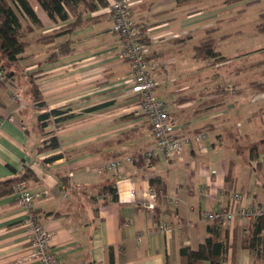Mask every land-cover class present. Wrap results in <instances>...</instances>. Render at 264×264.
<instances>
[{"label": "crops", "instance_id": "1", "mask_svg": "<svg viewBox=\"0 0 264 264\" xmlns=\"http://www.w3.org/2000/svg\"><path fill=\"white\" fill-rule=\"evenodd\" d=\"M30 1L42 26L25 19L23 31L31 37L25 38L24 51L11 63L0 54V65L7 73L0 82V181L31 171L32 176L23 181L33 194L39 222L52 234L50 247L59 264H181L180 248H197L208 235L212 220L204 219L203 211L228 206L235 191L245 194L243 204L264 203V89L254 85L264 81V47L246 56L252 77L258 79L245 80L250 102L244 110L236 95L244 73L231 69L232 58L219 50L228 35H219L218 41L212 35L224 61L193 56L195 35L202 41L209 31L217 34L215 11H194L189 6L194 0L181 4L132 0L133 18L148 40L150 74L157 82L153 91L164 99L178 130L205 134L203 141L183 147L181 160L170 155L148 162L154 138L130 91L127 80L133 76L132 68L120 57L121 41L113 31L108 6L83 14L92 18L70 34L71 52L46 62L53 45L68 35L50 43L41 37L63 29L68 21L50 19ZM188 44L192 49L185 52ZM196 60L203 62L197 69L192 68ZM163 75L169 82L161 87ZM31 79L40 90L43 109L35 106ZM53 108L76 116L62 124L50 120L44 136L36 115ZM259 130L262 138L256 139L253 133ZM50 131L59 138V148L39 151ZM231 134L236 144L227 150L233 156L225 158L223 143ZM57 153L62 156L44 161ZM214 153L219 165L211 162ZM140 157L147 163L136 164ZM113 159L121 161V172L98 171ZM154 176L163 181L164 192L154 199L153 209L146 204L151 201L149 179ZM109 184L116 187L117 201L101 193ZM173 197H177L175 204L169 203ZM24 217L15 189L0 197V264H41L30 256ZM159 221L171 223L173 231L156 230ZM221 221L220 238L226 240L227 251L219 264H253L250 250L242 243L248 232L245 222L232 217Z\"/></svg>", "mask_w": 264, "mask_h": 264}, {"label": "trees", "instance_id": "2", "mask_svg": "<svg viewBox=\"0 0 264 264\" xmlns=\"http://www.w3.org/2000/svg\"><path fill=\"white\" fill-rule=\"evenodd\" d=\"M41 8L46 12L48 17L52 20L60 19L68 22L62 26L60 30H54L53 32L41 37L45 43H50L61 34L66 33L68 38L65 41L53 45V49L48 53L45 58L46 62H53L59 56L71 52L70 46V34L80 26L84 21L92 18L85 17L83 14L91 13L100 7H107L108 0H34ZM192 0H176L177 4L188 2ZM241 0H224L225 4H231ZM24 16L35 27H41L42 23L37 16L33 5L30 0H0V54L3 56L6 62L11 63L18 59L19 54L24 51L27 41L25 40L26 34L23 31L20 16ZM256 29L259 32H264V12L260 13V21L256 24ZM210 32V31H209ZM141 33L143 35V41L148 42L145 34V29L142 27ZM264 49V48H262ZM193 56L196 59H205L213 62L224 61L225 57L221 56L216 50V40L214 37H205L198 44L193 46ZM5 78L7 77L6 70L2 65ZM5 80V79H4ZM3 80V81H4ZM0 81V82H3ZM32 89V98L36 102L38 109H43L45 103L42 101L40 90L34 83L33 79L30 80ZM254 85L261 86L264 89V81H257ZM76 116L74 113H68L67 110H61L57 108L45 110L39 112L36 115L37 128L42 135L48 133L43 130L50 120H53L57 124H62L64 121L72 119ZM60 140L54 132L50 131V135L43 140L42 146H39V151L54 150L59 148ZM62 156V153L53 154L45 158V162L54 161ZM148 156V155H147ZM148 162L152 158L148 156ZM136 164L147 163L144 157H140L134 160ZM32 176L31 171L25 170L23 175H15L5 180L0 181V197L6 194H10L14 191L15 185L24 178ZM151 187L157 191V196L164 192V184L160 177L154 176L149 179ZM102 194H108L111 201H117L118 195L116 187L112 184L104 186L101 190ZM155 208V207H154ZM153 208V209H154ZM160 222V221H159ZM219 219H213L212 224L207 226L208 235L197 248H192L189 245H185L180 248L181 264H199L201 261H209L210 264H219L223 261L225 253L227 251V243L225 239L220 238L221 223ZM244 226L248 227V232L243 235V246L248 248L253 258V264L255 261H262L264 263V216H255L251 219H246ZM112 251V247H110Z\"/></svg>", "mask_w": 264, "mask_h": 264}, {"label": "built area", "instance_id": "3", "mask_svg": "<svg viewBox=\"0 0 264 264\" xmlns=\"http://www.w3.org/2000/svg\"><path fill=\"white\" fill-rule=\"evenodd\" d=\"M107 11L113 21V31L121 41L120 57L126 60L132 68L133 76L127 80L130 91L137 98V106L140 111L148 119L154 138L153 147L147 152V155L151 157L170 155L182 157L183 147L201 141L205 138V134L195 132L189 135L178 130L169 117L164 102L153 91L157 82L150 74V50L147 43L143 41L142 26L133 18L132 0H110ZM4 79V71L0 68V81ZM226 88L231 89V86L228 85ZM104 169L118 173L123 170V166L119 159H113L99 167L98 171L101 172ZM14 189L18 201L25 211L23 226L32 246L30 256L37 258L41 264H59L50 247L52 234L46 226L39 222L34 212L33 194L27 189L25 181L17 183ZM129 195L132 196L133 191ZM149 195L151 201L146 205L148 208H154L156 189L151 187ZM244 197L245 194L240 191L232 192L228 206H223L216 211H203L202 216L207 220L238 218L241 223H244L245 219L264 216V203L243 204ZM176 202L177 197H173L169 201L171 204ZM155 228L160 232L170 234L174 226L169 222L160 221L156 223Z\"/></svg>", "mask_w": 264, "mask_h": 264}, {"label": "rangeland", "instance_id": "4", "mask_svg": "<svg viewBox=\"0 0 264 264\" xmlns=\"http://www.w3.org/2000/svg\"><path fill=\"white\" fill-rule=\"evenodd\" d=\"M223 2H224L223 0H194L190 2L189 6L194 11L203 10V12H208L211 10V11H215L216 14L218 15V18L214 20L215 24H217L216 27L218 26L217 34L213 32H209L210 34L208 36L209 37H212V35L214 37L217 36V41H218L219 35L221 34L228 35L229 40H227L226 42L220 41L219 50L222 52H226L225 54L229 55L232 58V64L229 65L231 69L238 70L239 73H244L241 80L242 81L241 91L237 92L236 95L240 98L244 110H247V108L249 107V104L247 105V103L250 102L248 100V97L250 96L249 95L250 89L245 87L244 85L245 80H252L258 78L257 76L252 77L253 75L251 74L250 67L247 64L246 56L254 49L264 47V33H260L255 30L256 23L260 21V13L264 11V0H241L231 4H225ZM20 21L21 23L25 22L24 16L22 15L20 16ZM25 28L27 27L25 26ZM29 37H31V34L26 36L25 38L28 39ZM199 42H200V38L197 35H195V39L193 43L197 44ZM191 49H192L191 44H188L184 47L185 52L190 51ZM198 63L202 64L203 62L202 60L193 61L192 65L194 66L192 68L197 69L199 67ZM183 64L185 66L186 64H189V62ZM153 76L155 78V75ZM246 76H250V77L246 78ZM161 78L165 80L164 83L163 82L161 83L162 84L161 87H164L165 84H168L167 82L169 81H166L164 75ZM253 107H255V105H253ZM236 130L238 132L237 128ZM253 134L256 139L262 138L261 130H259L258 132H254ZM233 135L234 134H231V136L228 137V140L224 139L223 153L225 154V158L226 156L227 157L233 156L231 152H228L229 150H231L230 148L231 144H236L235 141H232L234 138ZM242 139L244 143L246 139L245 138ZM203 140L204 139H202V141ZM216 153L219 154V152ZM216 153L212 155L211 162L215 163L216 165H219L218 162L219 157ZM208 154L203 156L206 157ZM178 158L180 160L182 159L181 156ZM183 164H184L183 162H179V166L181 167V169L183 167Z\"/></svg>", "mask_w": 264, "mask_h": 264}]
</instances>
